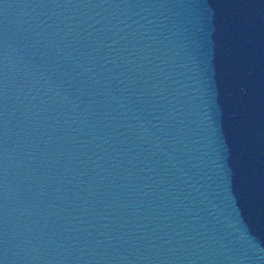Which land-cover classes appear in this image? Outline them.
<instances>
[{
    "label": "water",
    "instance_id": "obj_1",
    "mask_svg": "<svg viewBox=\"0 0 264 264\" xmlns=\"http://www.w3.org/2000/svg\"><path fill=\"white\" fill-rule=\"evenodd\" d=\"M0 264H264V0H0Z\"/></svg>",
    "mask_w": 264,
    "mask_h": 264
}]
</instances>
